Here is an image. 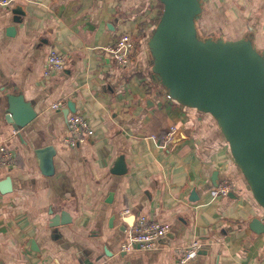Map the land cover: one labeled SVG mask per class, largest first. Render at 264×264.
<instances>
[{
	"label": "crops",
	"instance_id": "obj_1",
	"mask_svg": "<svg viewBox=\"0 0 264 264\" xmlns=\"http://www.w3.org/2000/svg\"><path fill=\"white\" fill-rule=\"evenodd\" d=\"M201 1L202 35L245 37L264 52V0ZM162 11L158 0H14L0 8V144L16 163L0 168V181L12 182L0 193V264H180L177 249L194 241L200 246L186 264H264V232L250 228L255 218L264 224V210L216 122L171 100L152 78L147 42ZM121 35L135 42L127 67L104 50ZM52 52L65 66L45 77ZM9 95L36 113L18 131L6 119ZM69 101L76 112L68 116L91 130L75 147L63 143ZM57 102L64 106L52 109ZM120 158L125 170L115 167ZM225 181L233 189L222 196ZM57 215L63 221L53 226ZM139 217L169 233L154 250L121 252Z\"/></svg>",
	"mask_w": 264,
	"mask_h": 264
},
{
	"label": "water",
	"instance_id": "obj_2",
	"mask_svg": "<svg viewBox=\"0 0 264 264\" xmlns=\"http://www.w3.org/2000/svg\"><path fill=\"white\" fill-rule=\"evenodd\" d=\"M158 1L163 11L147 42L154 82L174 102L214 119L254 201L264 210V52L245 37L202 35L197 26L203 13L201 0ZM13 13L14 22L20 23L23 12ZM8 104L6 119L15 131L35 119L32 105L22 95H9ZM75 112L70 101L62 110L65 118ZM115 167L125 170L121 158ZM11 191L8 176L0 181V193ZM62 221L57 215L51 225ZM250 228L264 232V224L256 218Z\"/></svg>",
	"mask_w": 264,
	"mask_h": 264
},
{
	"label": "built area",
	"instance_id": "obj_3",
	"mask_svg": "<svg viewBox=\"0 0 264 264\" xmlns=\"http://www.w3.org/2000/svg\"><path fill=\"white\" fill-rule=\"evenodd\" d=\"M14 0H0V8L9 7ZM135 42L127 35H121L112 46L106 47L105 52L109 53L114 61L121 67H127L131 62V53ZM65 66L64 57L56 52L48 55L44 76L60 71ZM64 106V102H57L51 105L52 109L58 110ZM67 129L69 137L63 140L68 146L75 147L85 142L86 136L91 132L89 124L77 114L67 117ZM176 131L175 127H170L164 139L170 141ZM16 166L15 157L7 146L0 144V168L11 169ZM233 189V185L227 181L218 186L217 192L222 196H227ZM128 211H126L127 213ZM169 226L152 221L147 217H139L133 227L128 242L121 245V252H130L133 247L141 250H154L162 237L169 233ZM200 244L198 241L192 242L188 247L177 249L180 264L188 263L196 254Z\"/></svg>",
	"mask_w": 264,
	"mask_h": 264
}]
</instances>
